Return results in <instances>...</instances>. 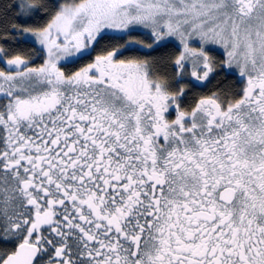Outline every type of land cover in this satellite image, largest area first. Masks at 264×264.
<instances>
[{
    "label": "snow or ice",
    "instance_id": "snow-or-ice-1",
    "mask_svg": "<svg viewBox=\"0 0 264 264\" xmlns=\"http://www.w3.org/2000/svg\"><path fill=\"white\" fill-rule=\"evenodd\" d=\"M0 264H264V0H0Z\"/></svg>",
    "mask_w": 264,
    "mask_h": 264
},
{
    "label": "rangeland",
    "instance_id": "rangeland-1",
    "mask_svg": "<svg viewBox=\"0 0 264 264\" xmlns=\"http://www.w3.org/2000/svg\"><path fill=\"white\" fill-rule=\"evenodd\" d=\"M143 37H145L146 39H148L147 36H145V35H137L136 38L137 39H140V38H143ZM145 38H143V39L146 40ZM140 40H142V39H140Z\"/></svg>",
    "mask_w": 264,
    "mask_h": 264
},
{
    "label": "flooded vegetation",
    "instance_id": "flooded-vegetation-1",
    "mask_svg": "<svg viewBox=\"0 0 264 264\" xmlns=\"http://www.w3.org/2000/svg\"><path fill=\"white\" fill-rule=\"evenodd\" d=\"M220 79H224V77H223V76H221V77H220ZM228 82H229V83H235V81H234V80H232L231 78H229V79H228Z\"/></svg>",
    "mask_w": 264,
    "mask_h": 264
},
{
    "label": "trees",
    "instance_id": "trees-1",
    "mask_svg": "<svg viewBox=\"0 0 264 264\" xmlns=\"http://www.w3.org/2000/svg\"><path fill=\"white\" fill-rule=\"evenodd\" d=\"M143 38H145V37H143ZM143 38H140V39L144 40ZM145 39H146V38H145ZM146 40H147V39H146ZM146 40H145V41H146ZM37 63H39V60H37Z\"/></svg>",
    "mask_w": 264,
    "mask_h": 264
}]
</instances>
